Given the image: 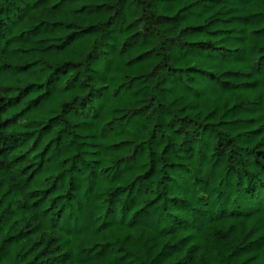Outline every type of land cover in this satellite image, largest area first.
Here are the masks:
<instances>
[{
	"label": "trees",
	"instance_id": "trees-1",
	"mask_svg": "<svg viewBox=\"0 0 264 264\" xmlns=\"http://www.w3.org/2000/svg\"><path fill=\"white\" fill-rule=\"evenodd\" d=\"M0 264H264V0H0Z\"/></svg>",
	"mask_w": 264,
	"mask_h": 264
}]
</instances>
